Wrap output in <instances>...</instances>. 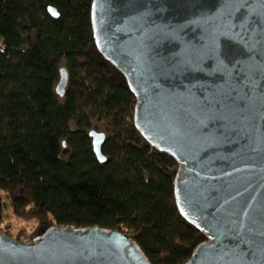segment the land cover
<instances>
[{
	"label": "water",
	"instance_id": "1",
	"mask_svg": "<svg viewBox=\"0 0 264 264\" xmlns=\"http://www.w3.org/2000/svg\"><path fill=\"white\" fill-rule=\"evenodd\" d=\"M91 23L136 97L135 128L180 164L177 207L207 238L186 264H264V0H92ZM67 82L61 69V97ZM88 135L105 162V134ZM0 264L151 263L121 232L52 226L0 232Z\"/></svg>",
	"mask_w": 264,
	"mask_h": 264
},
{
	"label": "trees",
	"instance_id": "2",
	"mask_svg": "<svg viewBox=\"0 0 264 264\" xmlns=\"http://www.w3.org/2000/svg\"><path fill=\"white\" fill-rule=\"evenodd\" d=\"M91 3L0 0V232L32 241L52 226L99 227L151 264H186L207 238L177 207L180 164L134 126L136 97L96 47ZM91 130L105 134V162ZM13 220L26 224L15 234Z\"/></svg>",
	"mask_w": 264,
	"mask_h": 264
},
{
	"label": "rangeland",
	"instance_id": "3",
	"mask_svg": "<svg viewBox=\"0 0 264 264\" xmlns=\"http://www.w3.org/2000/svg\"><path fill=\"white\" fill-rule=\"evenodd\" d=\"M11 218H9V220H10ZM14 221V220H13ZM15 222V221H14ZM21 225H26L25 223H22L21 222V224H18V223H16L15 222V226H14V230H13V232H14V234L18 231V229L20 228V226ZM14 239V238H13Z\"/></svg>",
	"mask_w": 264,
	"mask_h": 264
}]
</instances>
